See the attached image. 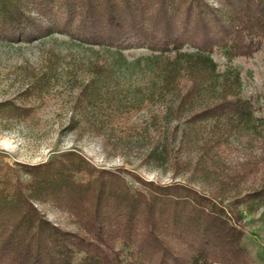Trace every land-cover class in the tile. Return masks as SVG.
Returning <instances> with one entry per match:
<instances>
[{"label":"trees","instance_id":"obj_1","mask_svg":"<svg viewBox=\"0 0 264 264\" xmlns=\"http://www.w3.org/2000/svg\"><path fill=\"white\" fill-rule=\"evenodd\" d=\"M51 34L119 54L150 50L159 92L177 93L167 113L178 120V149L190 137H208L198 146V166L222 138L260 128L253 101L239 94L238 75L218 73L211 54L251 56L264 48V0H0V40L29 43ZM82 94L80 101H93L90 91ZM0 110L28 114L5 102ZM20 166L25 183L0 175V264H255L239 206L263 207L264 183L223 205L179 181L135 176L139 187H132L122 168H97L75 151ZM34 201L70 213L78 231L49 222Z\"/></svg>","mask_w":264,"mask_h":264},{"label":"rangeland","instance_id":"obj_2","mask_svg":"<svg viewBox=\"0 0 264 264\" xmlns=\"http://www.w3.org/2000/svg\"><path fill=\"white\" fill-rule=\"evenodd\" d=\"M151 57L146 48L119 54L64 34L29 43L0 40V103L28 110L23 117L0 110V175L25 183L29 176L21 164L75 151L97 168H122L132 187H139L135 176L160 184L179 181L216 196L223 205L257 189L264 183V48L251 56L229 58L223 49L211 54L218 73L238 75L239 94L253 101L261 125L222 138L199 166L198 146L208 137H190L178 149L180 137H173L178 120L167 113L177 93L159 92ZM88 91L94 99L87 104L80 97ZM224 176L226 183L220 182ZM33 204L52 224L78 231L70 213L49 202ZM239 210L246 248L255 264H264V206L248 212L241 205Z\"/></svg>","mask_w":264,"mask_h":264}]
</instances>
